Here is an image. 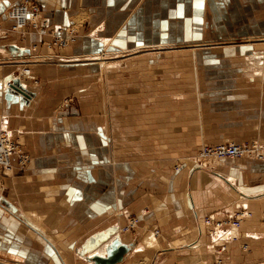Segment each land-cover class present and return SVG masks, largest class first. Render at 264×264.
Listing matches in <instances>:
<instances>
[{"label": "crops", "instance_id": "0c3cea01", "mask_svg": "<svg viewBox=\"0 0 264 264\" xmlns=\"http://www.w3.org/2000/svg\"><path fill=\"white\" fill-rule=\"evenodd\" d=\"M26 1L40 5L53 35L40 37L28 28L21 40L8 30L13 23L3 19L0 127L13 134L30 162L22 171L15 160L11 172L0 169V264H93L85 246L101 233L130 247L122 264L134 255L139 264L253 263L241 255L244 245L248 252L264 251V161L199 157L197 165L183 162L174 171L167 164L172 156L153 150L163 138L145 140L129 152L120 141L106 144L93 132L96 119L75 96L79 81L69 76L87 67L77 59L98 57L105 50L120 54L159 47L174 34L192 39L189 34L196 30L200 34L192 43L237 45L234 41L246 40L264 48V0H0V15L5 7ZM75 28L74 47L46 51L50 58L72 61L36 65L37 85L21 81L19 68L25 64L18 59L32 55L26 45L42 46ZM254 52L249 61L263 58L243 71L248 84H233L231 78L240 76L235 69L202 73L212 94L206 102L237 103L209 107L202 117L206 128L196 134L204 143L264 139V54ZM13 78L30 100L6 86ZM70 93L77 103H71ZM174 109L179 132L177 104ZM100 124L98 129L106 132ZM175 140L179 142V133ZM242 208L252 216L239 230L215 238L201 231L205 218ZM133 217L139 226L124 233Z\"/></svg>", "mask_w": 264, "mask_h": 264}, {"label": "rangeland", "instance_id": "374dc122", "mask_svg": "<svg viewBox=\"0 0 264 264\" xmlns=\"http://www.w3.org/2000/svg\"><path fill=\"white\" fill-rule=\"evenodd\" d=\"M12 26L13 24L8 30L20 36L19 32L11 30ZM27 29H25L26 32ZM70 33L67 32L69 36L72 35L73 39H70L68 35L65 38L63 36L66 44L64 43L61 46L54 45L56 44L55 37L52 40L42 42L43 48H46L45 51H41L42 46L39 45L40 43L26 45L29 46L32 55L18 59V61H22L21 64L26 65L19 68L22 75L20 76L21 81L37 85L39 82L38 77L32 71L36 65L61 64L62 62L72 61L65 60V58L61 61L53 58L56 55L50 58L46 52L47 49H55L59 53L62 50L74 47L77 41L74 36L78 34V29L75 28ZM24 34L19 39L23 40ZM34 34L38 35L37 32ZM198 34H200V31H192L189 34L192 39H178L179 37L174 34V37L167 38L159 47H149L145 50L144 48L137 49L134 52L113 54L105 50L104 54L99 55L101 60L79 63H84L87 67L77 71L80 74H73L69 78L79 81V92L75 96H79L80 101L84 103V111L89 112L90 116L96 119V127H94L95 131L93 132L96 133L97 130L100 137L105 141L104 143L107 144L110 140V144L112 141L118 144V141H120L121 144L124 143L123 147L129 152L130 150H137V145L145 140L152 143L158 141L159 138H163L164 143L160 145L159 142H156L153 144V150L161 149L165 150L166 153L168 152L165 155L173 158L171 157L167 164L174 171L178 170L183 162L197 165L199 163V152L205 147L236 143L244 146L257 145L259 148L264 149L263 143H261L264 142V139L243 140L240 142L228 140L215 144L204 143L201 141L202 137L196 135L198 132L202 134L203 127L206 128V125L202 124H206L207 120H203L202 117L208 115L206 111L209 107H234L237 105L234 100L227 99L206 102L207 97L205 96L212 94L210 89L206 88V86H209L207 83L209 79H206L202 73L208 70L235 69L239 70L238 74L240 76L231 78L233 84H248L247 78L249 76H242L243 71L246 72L249 66L248 61L250 58L248 57L256 54L254 51H262L264 54L263 47L257 49L256 45H251L254 44L253 41H234L235 44L240 42L237 45L226 43L222 45L216 43L206 44L201 41L192 43L194 37H199ZM198 40L199 38L195 39V41ZM41 54L46 56H41ZM226 56L227 58H225ZM0 64L2 63L0 62ZM26 69L30 71V76L24 73ZM73 95L74 93H70L69 100L75 99L74 103H77V98H74ZM176 104L179 132L173 125L176 123V114L174 113ZM99 123H101L100 127L102 126L107 130L106 132L98 129L99 126L97 127V125ZM154 123L160 124V128L152 127ZM178 133L180 143L175 140ZM125 142L132 145L126 147ZM133 145H135V149H133ZM245 222H249V220L243 221L242 224ZM246 247L248 246H243L242 252L244 254L241 256L248 260L252 258L253 263L251 262V264L264 261V251L248 252ZM83 256L84 254L81 255L82 258ZM134 258V260H129L128 264H139L140 260H136L138 257L134 255ZM84 262L88 264L87 261Z\"/></svg>", "mask_w": 264, "mask_h": 264}, {"label": "built area", "instance_id": "2783aa9c", "mask_svg": "<svg viewBox=\"0 0 264 264\" xmlns=\"http://www.w3.org/2000/svg\"><path fill=\"white\" fill-rule=\"evenodd\" d=\"M41 14L40 5L34 2H24L8 7L2 15H0V32L2 31L3 19L6 18L13 23L11 28L14 32H19L21 35L26 32L25 29L31 27L33 31L40 36L53 35L49 21L43 18ZM34 17V18H32ZM3 18V19H2ZM39 18V20H37ZM71 29H66L70 33ZM73 39L72 35L69 36ZM64 40V41H63ZM54 45L61 46L66 44L63 37L55 38ZM52 45V44H51ZM31 75L29 70H24ZM199 157L204 160H238L240 158L259 159L264 161V149L257 145L244 146L234 143L221 144L211 147H205L199 152ZM17 163L18 170L22 171L27 166L30 158L29 155L17 143L14 136L10 132L0 127V169L4 172H11L14 169V161ZM246 217L243 210H237L225 217L218 218L215 215L205 218L199 223L201 231H205L206 235L215 238L219 234H228L239 230L242 225V220ZM139 225L136 218H131L126 227L122 229L123 232H133Z\"/></svg>", "mask_w": 264, "mask_h": 264}, {"label": "bare ground", "instance_id": "6f19581e", "mask_svg": "<svg viewBox=\"0 0 264 264\" xmlns=\"http://www.w3.org/2000/svg\"><path fill=\"white\" fill-rule=\"evenodd\" d=\"M16 4H21V3H16ZM15 4V5H16ZM15 5H9V6H7V7H5V9H4V11L8 8V7H10V6H15ZM4 11L2 12V14L4 13ZM1 14V15H2ZM32 18H34V17H32ZM3 19V18H2ZM5 21H7V22H10L7 18H6V16H5ZM39 19V18H38ZM37 19V20H38ZM35 33V32H34ZM65 38V37H64ZM105 43H108V41L107 40H105ZM107 45V44H106ZM105 48V47H104ZM152 48H156V47H152ZM145 49H149V48H144V50ZM136 51V50H135ZM134 52V51H133ZM151 52V51H150ZM152 53V52H151ZM100 57L101 56H93V55H91V57H88L87 59H77L76 61L77 62H87V61H89V62H91V61H96V60H101L100 59ZM109 58V57H108ZM107 58V59H108ZM256 58V57H255ZM263 57L261 56V57H259V59H262ZM106 59V58H105ZM256 59H258V58H256ZM256 59L254 60V58L253 59H251V61H249V66H251L252 64H254L255 63V61H256ZM258 59V60H259ZM75 61V62H76ZM98 62V61H97ZM261 63H262V61H260ZM263 65H264V62L262 63ZM260 66V65H259ZM262 66V65H261ZM262 68V67H261ZM24 73L26 74V75H28V73H26L25 71H24ZM16 79L15 78H13V79H11V80H8L7 82H6V86L7 87H9V89L11 90V88H10V85L11 84H13V82L15 81ZM16 83V82H15ZM19 85V84H18ZM22 88V87H21ZM24 89V88H23ZM21 96V95H20ZM31 99V98H30ZM7 130V129H6ZM8 132H10L9 130H7ZM11 133V132H10ZM11 135L13 136V134L11 133ZM246 158V157H245ZM214 160H216V159H214ZM259 160V159H258ZM263 161V160H262ZM30 162V161H29ZM29 162H28V164H29ZM240 210H243L245 213H246V217L242 220V222L244 221V220H246V219H248V218H250L251 216H252V214L251 213H249L246 209H244V208H242V209H240ZM138 220V219H137ZM106 238L105 240H103L102 241V243L100 244V238ZM117 237V236H116ZM95 238H97V239H95ZM94 239L95 240H93L92 241V244L90 243L91 242V240H89V243L87 244V246H85L86 247V249H85V253L88 255H90L89 257L90 258H92V257H94V256H97V255H99V256H101V257H106L105 255H108V253H110L112 250H113V248L114 247H116L115 246V243L118 241H115L116 240V238H115V240H110V239H107L108 237H107V235H106V233L105 234H99L97 237H95ZM121 241V239H119V241L118 242H120ZM111 250V251H110ZM0 256H4L2 253H0ZM88 257V258H89ZM87 258V259H88ZM13 259H16V257H13ZM89 261V260H88Z\"/></svg>", "mask_w": 264, "mask_h": 264}, {"label": "water", "instance_id": "95a60500", "mask_svg": "<svg viewBox=\"0 0 264 264\" xmlns=\"http://www.w3.org/2000/svg\"><path fill=\"white\" fill-rule=\"evenodd\" d=\"M11 50H15L12 49ZM19 83H13L10 85L11 90L17 94L21 95L23 99L30 100L31 95L28 94V92L21 88ZM97 239V238H95ZM94 238L91 239L92 241L95 240ZM116 247L113 248V250L108 253L106 257H101L99 255L94 256L92 258H88V260L93 264H122L125 261V258L127 257V254L130 252V247L127 245L120 244L119 242H116Z\"/></svg>", "mask_w": 264, "mask_h": 264}]
</instances>
